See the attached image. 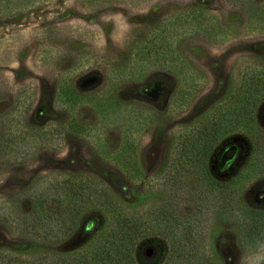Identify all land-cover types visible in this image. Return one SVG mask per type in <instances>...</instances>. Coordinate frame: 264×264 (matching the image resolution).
I'll list each match as a JSON object with an SVG mask.
<instances>
[{
	"label": "rangeland",
	"instance_id": "374dc122",
	"mask_svg": "<svg viewBox=\"0 0 264 264\" xmlns=\"http://www.w3.org/2000/svg\"><path fill=\"white\" fill-rule=\"evenodd\" d=\"M263 6L0 0V248L11 251L5 258H86L113 226L105 205L112 198L146 227L135 244L137 264H144L140 248L146 257L154 241L166 248L168 233L181 230L184 219L192 247L210 261L264 264V233L246 242L238 213L240 206L264 209V101L252 110V134L233 128L206 157L190 148L204 121L237 120L243 74L264 66V22L255 23ZM43 124L57 146L36 150L24 141ZM196 157L205 158L217 185L195 169ZM77 187L91 200L76 194L68 201L62 190ZM36 230L67 233L55 242L38 240Z\"/></svg>",
	"mask_w": 264,
	"mask_h": 264
},
{
	"label": "trees",
	"instance_id": "16d2710c",
	"mask_svg": "<svg viewBox=\"0 0 264 264\" xmlns=\"http://www.w3.org/2000/svg\"><path fill=\"white\" fill-rule=\"evenodd\" d=\"M258 10L259 12L256 15L255 23L257 22L260 24L261 22H264V6ZM74 95L76 96V94ZM238 97L240 105L237 106L239 107L237 120H233L235 123L228 118H217L204 121L196 129L195 133L193 132L194 137L190 146L193 153H198L200 147L204 150V155L206 157L209 154V151L214 148L215 144H217L223 135L233 130V128H242L247 134H252L254 132L255 123L251 117V113L253 108L259 102L264 101V66H261L258 69H251L243 74ZM99 108L101 109V112L104 111L102 105H99ZM69 128L76 130L71 124L69 125ZM55 139L57 140L53 129L49 128V124H43V126L39 128L32 129L31 135L28 136L27 140L24 142L26 144L30 143V146L33 149L38 150L40 148L57 146ZM195 161H197L195 162V169L200 172L202 177L204 176L207 178L211 185H217L218 181H216L208 172L205 158L203 157L199 160V158L196 157ZM196 166H198V168H196ZM81 190L82 189L77 187L76 189H63L62 192L66 195V199L71 201L75 198L76 194L84 196L85 193ZM85 195L89 197L88 194ZM87 199H90V197ZM105 205L112 213L113 226L106 232L103 242L98 247L85 254L86 258L65 261L58 259L48 260L42 257L35 260L33 259L29 263L25 262L21 252H15L17 259L15 257L5 258V251L8 252L9 250L0 248V264H137V261H134L136 255L135 244L140 237L147 235L145 232L146 227L140 226L141 217L139 215L136 217L127 215L115 199H108L105 202ZM61 209L62 208H59L58 211ZM238 210L239 219L245 230L244 236L246 242L247 240L250 243L253 240L256 241L264 233V209L258 210L247 206H240L238 207ZM33 217V224L36 227L43 225L40 223L39 214L36 208H34ZM190 224L191 223L188 220L184 219L181 230H172L168 233L167 237L169 243H167V247L162 250L159 246L160 242L154 241L151 245L153 251L150 257H146L144 255V248H142V250L140 248L138 256L142 260L141 262L144 264H151L152 259H157L163 261L162 264H182L186 261H197L198 264H218L215 261H210L209 258H206V256L195 249V247H192L191 240H193V236L188 231ZM152 226L153 228H160V223L158 224L155 222ZM66 233L67 232L52 233L47 230H36L35 236L39 238L38 240L52 237L55 239V242H60L61 238L65 236ZM20 256L22 259L19 258Z\"/></svg>",
	"mask_w": 264,
	"mask_h": 264
}]
</instances>
